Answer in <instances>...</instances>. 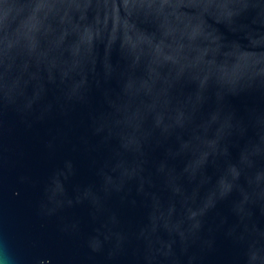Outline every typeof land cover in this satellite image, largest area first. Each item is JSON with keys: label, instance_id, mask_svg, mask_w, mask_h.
Here are the masks:
<instances>
[{"label": "water", "instance_id": "1", "mask_svg": "<svg viewBox=\"0 0 264 264\" xmlns=\"http://www.w3.org/2000/svg\"><path fill=\"white\" fill-rule=\"evenodd\" d=\"M3 264H264V0H0Z\"/></svg>", "mask_w": 264, "mask_h": 264}, {"label": "clouds", "instance_id": "2", "mask_svg": "<svg viewBox=\"0 0 264 264\" xmlns=\"http://www.w3.org/2000/svg\"><path fill=\"white\" fill-rule=\"evenodd\" d=\"M0 264H3V262H2V261H0Z\"/></svg>", "mask_w": 264, "mask_h": 264}]
</instances>
